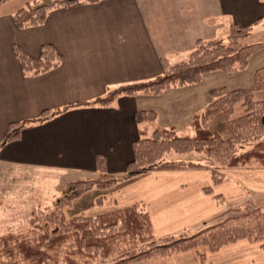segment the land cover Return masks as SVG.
Masks as SVG:
<instances>
[{
	"label": "crops",
	"instance_id": "0c3cea01",
	"mask_svg": "<svg viewBox=\"0 0 264 264\" xmlns=\"http://www.w3.org/2000/svg\"><path fill=\"white\" fill-rule=\"evenodd\" d=\"M29 1L0 3V141L12 122L38 118L44 110L59 112L0 147V165L39 170L40 184L52 176L91 177L98 155L109 173L124 172L133 156L132 143L142 130L151 131L150 125L136 122L137 110H154L159 127L194 134L191 118L209 102L204 103L199 92L202 80L159 95H118L104 106L96 100L120 85L154 79L186 60L198 39H224L232 23L252 24L253 31L264 23V0H74L79 4L52 8L43 24L19 28L13 14ZM43 45L53 47L60 64L40 74L24 71L13 47L37 59ZM177 117L185 120L179 123ZM117 188L113 207L145 200L156 235L213 224L242 195L257 197L264 212V168H227L216 185L207 169L150 172ZM4 206L0 204V210ZM90 209L80 213L92 215ZM189 251L135 264H250L256 257L264 264V250L244 240L215 252L198 248L203 262Z\"/></svg>",
	"mask_w": 264,
	"mask_h": 264
},
{
	"label": "trees",
	"instance_id": "16d2710c",
	"mask_svg": "<svg viewBox=\"0 0 264 264\" xmlns=\"http://www.w3.org/2000/svg\"><path fill=\"white\" fill-rule=\"evenodd\" d=\"M4 1L0 0V3ZM76 4L79 2L74 0H52L49 3L30 0L14 12L13 20L19 28L39 26L52 8ZM252 29V24L232 23L224 39H198L186 60L171 65L148 82L120 85L97 98L96 102L104 106L118 95H159L171 88L197 84L210 72L231 74L243 70L249 58L264 48V43L244 41ZM13 52L23 70L32 74L44 73L61 61L50 45L41 47L37 59L29 57L18 46L13 47ZM259 91H264V64L254 70L248 87L210 89L211 99L203 112L191 118L194 134H180L173 127H159L155 124L157 113L154 110H137L136 122L150 125L151 131L145 134L142 130L140 137L132 143L133 156L124 172L109 173L104 158L98 155L95 177L67 183L53 208L47 212L35 209L27 227L0 235V264H101L103 261L107 264H133L154 255H170L200 246L215 252L239 240L257 243L264 250V212L259 208L225 218L195 234L182 232L162 237L153 234L148 211L141 204L96 216L67 218L63 213L74 199L92 188L108 189L120 180L147 172L207 169L212 184L216 185L223 181L227 168H264V100L255 98ZM238 103L243 113L234 117V107ZM58 112L44 110L38 118L10 123L0 147L18 139L23 129ZM218 114L225 119L227 137L207 127ZM191 151L202 153L210 164L167 158L171 152ZM204 191L209 194L211 188H204ZM215 199L220 203V196ZM200 261H204L202 255Z\"/></svg>",
	"mask_w": 264,
	"mask_h": 264
},
{
	"label": "rangeland",
	"instance_id": "374dc122",
	"mask_svg": "<svg viewBox=\"0 0 264 264\" xmlns=\"http://www.w3.org/2000/svg\"><path fill=\"white\" fill-rule=\"evenodd\" d=\"M244 41L246 43H264V23L257 29L255 28L254 31L252 30L250 34L245 38ZM263 64H264V48L256 51L249 58L248 65L243 70H240V71H237L231 74H225L220 71H215V72H210V73L205 74L199 86V92H201V94L203 95L204 103L206 102V100L210 101L211 98L209 95V90L212 88L226 87V88L234 89V88H240V87L241 88L248 87L251 84L254 70ZM255 98L257 100H264V91L256 92ZM242 113H243L242 106L238 103L234 107L233 116L237 117L241 115ZM166 119L168 118L165 116L164 121H166ZM176 119L178 120V117ZM184 120L183 118L180 117L178 122L183 123ZM207 127L211 131L217 132L222 137L228 136L229 132L225 125V119L222 114H218L212 120H210L207 124ZM180 134H188V133L180 132ZM167 158L171 160L184 159L185 161H195V162H200L203 164H207V163L210 164V161L207 157H205L202 153H198L195 151H191L187 153L171 152L170 154L167 155ZM10 166L11 165L7 167H10ZM7 167L3 168L0 165V177H1L0 178V204H5L4 206L5 208L0 210V235L6 233L7 231H18V230H21L27 227L29 220L32 216V212L35 209H42L47 212L49 209L53 208V205L56 203L57 198L63 194V191L67 183L76 179V178L61 179V177L57 179L56 176H52V177H46V178H50L48 181L46 179L41 180L42 182L40 184V182H37L36 178L43 175L42 173H40L41 171L33 170V169H16V168H7ZM156 172H163V171H156ZM19 173H21V177H17V175H20ZM147 173H150V172H147ZM143 174H146V173H143ZM91 177H95V175H92ZM130 179L131 178L120 180L114 186L108 189L92 188L88 190L81 196L74 199L67 207L63 209L64 215L67 218H71L73 216H80V215L96 216L98 214L110 211V209L111 210L119 209V208H123L126 206L134 205V204H141V206H143L146 210H148V205L145 200H141V201L134 200L132 203L128 205H125V206L115 205V207H113L112 203H116L115 202L116 193L118 194V191H119L117 188L118 183L122 181L126 182ZM102 194L108 195V197L106 196L107 199H104ZM246 196L248 197H245L242 195L240 197V200H238L234 204V207L233 205H229L227 207L229 209V212L224 213L222 215L219 214V217H221L220 218L221 220L213 224H216L225 218L241 214L253 208L255 209L259 208L257 205L258 204L257 197H254L253 195H250V194H247ZM221 200H220V203H222L224 206V203ZM89 208H91L90 209L91 212L92 211L97 212V209H98L99 211H101V213L92 212L93 213L92 215L84 214L82 212L80 213V210L89 212L88 211ZM106 209L107 211H105ZM149 218H150V214H149ZM150 222H151V219H150ZM204 228H201L199 230L197 229L196 230H180L176 233H171V234L178 235L182 232H188V234H195ZM153 234L156 237L170 235L169 233L165 235L163 234L156 235L154 231H153ZM244 241H247V240H244ZM249 243L256 246V248H258L259 250H262L260 249L257 243H253V242H249ZM229 244H232V243H229ZM201 247H205V246H200L195 249H191L189 251L191 253L194 252L193 253L194 256L195 257L198 256L199 261H200V255L202 254L198 252V248H201ZM176 254H179V253L170 254V255H154L151 257H160V258L170 257L172 259L174 258V255L175 257L178 256ZM252 255L254 257L255 254H252ZM194 256L192 255L193 258ZM202 256L204 260V255ZM151 257H148L140 261L149 260ZM140 261H137V262H140ZM187 261L189 260L187 259ZM101 264H107V263L106 261L105 262L103 261ZM250 264H258L257 257L254 258V260L253 258H251Z\"/></svg>",
	"mask_w": 264,
	"mask_h": 264
}]
</instances>
